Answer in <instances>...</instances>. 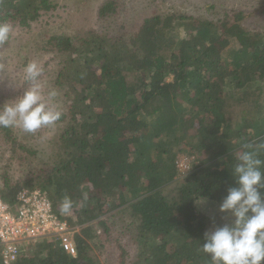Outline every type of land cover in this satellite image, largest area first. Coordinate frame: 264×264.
I'll use <instances>...</instances> for the list:
<instances>
[{"label":"trees","instance_id":"16d2710c","mask_svg":"<svg viewBox=\"0 0 264 264\" xmlns=\"http://www.w3.org/2000/svg\"><path fill=\"white\" fill-rule=\"evenodd\" d=\"M228 1L156 13L129 36L89 29L38 46L60 59L52 79L63 108L55 163L13 181L6 162L0 199L16 207L21 190L41 189L57 217L82 229L76 258L53 237L15 264H210L204 233L225 222L219 205L236 186L234 154L264 143V32L245 25L264 14V1L225 8ZM54 9L51 0H0V22L28 33ZM117 10L111 0L98 16ZM0 142L30 168L33 154L12 127H0ZM180 155L192 160L185 177ZM65 197L75 222L61 211Z\"/></svg>","mask_w":264,"mask_h":264},{"label":"rangeland","instance_id":"374dc122","mask_svg":"<svg viewBox=\"0 0 264 264\" xmlns=\"http://www.w3.org/2000/svg\"><path fill=\"white\" fill-rule=\"evenodd\" d=\"M110 1L51 0L56 9L35 22L31 32L22 33L14 30L9 45L0 49V99L3 104L22 95L23 91L29 87L24 78L23 69L30 61H38L44 69L41 77L43 91L45 94L49 91H56L58 93L56 103L60 110L63 109L62 102H60L61 94L57 91V87L52 80L54 77L53 73L60 68L58 67L60 59L55 57L49 50L44 52L37 50L40 44L42 46L52 36L57 38L68 37L74 41L77 37H81L89 29H92L103 36L124 37L125 34L129 36L146 18L152 17L156 13L169 14L175 11L193 13L198 12L201 6L211 3L217 6V9L221 8L218 3L221 0H114L116 1V7L119 9L117 13L107 15L106 18H100L98 16L99 9L103 4ZM235 1L236 3L238 2L237 4L242 3V0ZM255 1L261 2L264 0ZM224 6L225 8L236 7V4L233 3V0H229ZM261 12L259 10L255 17L252 16L247 19L245 25L250 28L249 30L264 32V14ZM170 81L171 78L169 79ZM61 125L62 123L57 122L54 126L44 128L36 134L26 133L20 127H12V132L17 137L18 143L24 145L32 152L33 155H27L32 162L30 168L24 170L19 160L13 158L10 144H2L0 142V174L6 162L10 163L7 174L13 181L30 175L29 172L33 174V170H41L43 165L55 163L53 158L54 141H56L57 134L60 133L58 131ZM22 153V150H19L18 155L23 156ZM190 160L188 156L180 155L178 157L177 167L180 177H185L191 172L190 162L192 160ZM1 183L2 178H0ZM114 213L116 214V212ZM64 215L65 217H70L74 222L77 220L72 213ZM122 217L123 214L117 215L114 220L120 219L122 221ZM118 226L120 224L116 227ZM74 231L78 233L81 228L74 227ZM98 234L99 231L97 232ZM33 244L35 243H28L25 246L29 248Z\"/></svg>","mask_w":264,"mask_h":264},{"label":"clouds","instance_id":"9594fccd","mask_svg":"<svg viewBox=\"0 0 264 264\" xmlns=\"http://www.w3.org/2000/svg\"><path fill=\"white\" fill-rule=\"evenodd\" d=\"M13 32L10 22H0V48L11 42ZM23 72L29 87L22 95L0 105V127H20L26 133L36 134L60 121L62 112L56 103L58 93L53 90L45 94L43 91L44 69L40 63L30 61ZM261 151H264V143H244L234 154L231 174L236 186L228 189L219 205L225 222L204 233L202 250L210 264H264V160L260 158ZM72 207V200L65 197L61 211L70 213ZM25 245L22 243L21 257H25L23 254L28 248Z\"/></svg>","mask_w":264,"mask_h":264},{"label":"built area","instance_id":"2783aa9c","mask_svg":"<svg viewBox=\"0 0 264 264\" xmlns=\"http://www.w3.org/2000/svg\"><path fill=\"white\" fill-rule=\"evenodd\" d=\"M17 206L12 207L0 199V248L4 264H15L23 253L22 243H36L57 237L60 246L76 258L73 225L53 212L46 191L23 189L16 196Z\"/></svg>","mask_w":264,"mask_h":264}]
</instances>
